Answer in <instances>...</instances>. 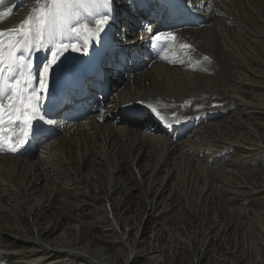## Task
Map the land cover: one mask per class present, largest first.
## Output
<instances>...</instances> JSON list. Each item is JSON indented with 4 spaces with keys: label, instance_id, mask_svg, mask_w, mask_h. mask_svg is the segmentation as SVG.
Returning a JSON list of instances; mask_svg holds the SVG:
<instances>
[{
    "label": "rangeland",
    "instance_id": "rangeland-1",
    "mask_svg": "<svg viewBox=\"0 0 264 264\" xmlns=\"http://www.w3.org/2000/svg\"><path fill=\"white\" fill-rule=\"evenodd\" d=\"M252 1L238 7L240 15L251 18V32H238L242 60L232 66L241 79L223 81L230 93L249 102L236 101L228 116L202 126L183 149L152 144L143 158L144 149L137 147H126L115 159L108 153L113 173H93L90 167L103 160L99 150L86 149L87 161L79 156L77 165L73 156L71 163H60L71 169L39 176V183L32 171L17 176L29 182L26 191L31 181L36 183L29 196L40 204L31 221L18 194L1 191L0 205L17 211L0 208V250L10 253L0 256V264H97V259L105 261L101 264H264V0ZM198 37L193 35L192 41L199 49ZM229 58L216 50L207 61V75L226 74ZM214 83L218 92L222 81ZM112 84L106 103L112 99ZM48 138L39 145L49 143ZM48 180L49 190L44 188ZM75 183L84 193L74 189ZM32 224L52 248L88 257L35 252L28 242L35 235Z\"/></svg>",
    "mask_w": 264,
    "mask_h": 264
},
{
    "label": "bare ground",
    "instance_id": "bare-ground-1",
    "mask_svg": "<svg viewBox=\"0 0 264 264\" xmlns=\"http://www.w3.org/2000/svg\"><path fill=\"white\" fill-rule=\"evenodd\" d=\"M36 2L37 0H0V31H8L20 25L28 17ZM138 2L133 4V0H112L113 14L108 18V23L102 26L104 32L106 27L113 25L112 20L115 19L116 39L111 44V54L108 58H104V67L101 69V76L106 77L109 84L111 81L114 83L111 88L110 103L105 102V96L104 99L99 96L108 89V86L106 90L104 89L107 81L101 78L94 83L99 86L92 88V95L87 97L80 94L84 90H78L80 96L74 99L75 90L63 87L62 90L67 92L66 98L74 103L64 106L62 110L59 109L62 99L54 96L64 82L83 73V65L88 63L92 54L97 52L91 48L87 39L96 29L94 21L105 19L106 10L100 7L81 17V22L92 30L88 35L81 36L79 40L71 36L62 38L64 44L80 47L81 51H73L70 47L68 51L63 52L58 66L51 74L49 91L40 105V114L44 115L45 120L54 123L34 121L30 135L27 137V141L31 142L29 147H21L23 151H18L16 154L0 151V193L15 191L19 201L26 206V214L31 221L35 219L34 208L40 204L29 196V191L33 190L36 183L31 181L30 188L26 191L23 187L29 185V182H21L17 176L23 177L32 171V175L35 176L33 179L39 183V176L50 178L59 170L65 172L71 169V167L64 169L60 163L64 164L69 160L71 163L73 156L76 157L77 165H79V156H84L83 160L87 161L84 159L88 156L86 149L87 152L93 149L99 150L103 160L102 163L98 162V166L90 167L93 173L109 171L111 166L107 164V154L109 153L114 159L117 156L122 157L126 147L129 151L128 146L133 149L136 147L144 149L140 158L146 157L147 148L152 147V144L156 146L162 144L168 149L180 150L185 147V141L196 139L197 131L202 126L228 116L235 109L236 101L243 104L249 102L244 96L230 93L223 81L241 79L237 75L239 72L232 66L237 58L242 60L241 37L238 32L241 28L245 32H251L249 28L251 18L248 15H240L238 10L244 5L248 6L249 2H253L252 0H175L172 3H161V0H138ZM159 9L163 12L157 17L156 12ZM73 24L76 25V21H73ZM169 33L173 34L174 39L168 36ZM193 35H199L197 38L199 49L193 44ZM156 36L160 39H154ZM168 38V42L165 43V39ZM83 42H87V49L84 48ZM5 50L7 51V44ZM216 50L229 55L230 62L227 66L229 65L230 68L226 74H220L218 71L208 76L206 70L210 66L207 61ZM114 51H118L121 57L128 55V58L115 59ZM50 55L48 50L36 52L33 56L34 71H38ZM215 80L218 83L222 81L218 86L220 90L218 92L215 90ZM83 82L88 84L85 88L92 84L86 79L81 80L80 83ZM47 98L53 100L56 109L48 112L43 109ZM223 100L226 104H221ZM10 102L11 97L3 101L6 105ZM123 107L126 108V114H118L122 112ZM153 108L156 112L152 111ZM130 111L146 114V117L138 120L130 116ZM103 116L106 120L102 119L100 123L99 119ZM114 122L120 125L116 126ZM42 123L46 127L54 126V134L49 137H52L49 143L39 145L46 139H43V132H35V127L41 126ZM15 124L14 127L13 124L5 122L3 127L9 134L19 135V140L16 141L19 143L25 139L20 134L29 130L19 121H15ZM37 150L40 151V157L32 160L31 156ZM54 159L58 160L54 162ZM111 170L113 173L115 168ZM53 180L56 181V177ZM48 181L45 183V189H48L51 182ZM73 186L76 191H81L77 189L76 183ZM53 193L56 192H52L51 195ZM106 198L109 200L106 196L104 201L107 200ZM0 208L3 211L8 210L11 214L17 211L13 207L0 205ZM109 218H113L111 211ZM32 225L35 227V224ZM34 234V238L29 239L28 242L35 252H61L67 257H88L86 252L52 248L44 242L37 226ZM0 254L3 256L10 253L3 249L0 250ZM104 262L97 259L94 263Z\"/></svg>",
    "mask_w": 264,
    "mask_h": 264
},
{
    "label": "snow or ice",
    "instance_id": "snow-or-ice-1",
    "mask_svg": "<svg viewBox=\"0 0 264 264\" xmlns=\"http://www.w3.org/2000/svg\"><path fill=\"white\" fill-rule=\"evenodd\" d=\"M136 2L133 0V4ZM111 4L112 0H37L20 25L0 31V151L16 152L25 146L34 121L54 123L40 114V105L49 91L51 74L63 52L70 47L73 51H81L80 47L64 44L62 38L71 36L79 40L81 36L88 35L92 30L81 22V17L100 7L106 10L105 19L95 20L94 23L97 34L103 31L102 26L113 14ZM168 36L174 39L172 33ZM83 46L87 49V42H83ZM42 50H48L51 55L38 71H34L33 56ZM8 97H11V102L6 105L3 101ZM152 111L156 112V109ZM15 121L29 130L20 134L25 139L19 143L16 142L19 135L9 134L3 127L5 122L15 127Z\"/></svg>",
    "mask_w": 264,
    "mask_h": 264
}]
</instances>
